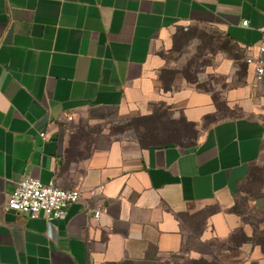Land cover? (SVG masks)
<instances>
[{
  "label": "crops",
  "instance_id": "crops-1",
  "mask_svg": "<svg viewBox=\"0 0 264 264\" xmlns=\"http://www.w3.org/2000/svg\"><path fill=\"white\" fill-rule=\"evenodd\" d=\"M263 23L264 0H0V264L209 262L200 247L252 238L264 221V94L245 59ZM190 25L239 49L216 58L225 111L213 91L163 87L164 55ZM161 107L192 125L190 143L77 127ZM27 175L78 189L80 202L51 221L4 211ZM255 251L236 264H264Z\"/></svg>",
  "mask_w": 264,
  "mask_h": 264
},
{
  "label": "rangeland",
  "instance_id": "rangeland-1",
  "mask_svg": "<svg viewBox=\"0 0 264 264\" xmlns=\"http://www.w3.org/2000/svg\"><path fill=\"white\" fill-rule=\"evenodd\" d=\"M239 54L237 46L211 27L190 25L178 29L171 39L170 48L164 55L165 62L171 69L160 76L163 80V87L172 89L181 84H193L196 88L213 91L218 108L225 111L218 91L229 83L225 82L223 76L217 74L215 70L216 58H219L220 55L233 58ZM238 66L236 79L243 81L245 80L244 68L242 64ZM104 116L103 120L92 126H89L87 118L80 119L77 127L80 129L90 127L94 131L105 127L111 134L119 137H131L141 145L170 141L188 144L197 135L190 123L177 118L173 119L171 112L166 107H161L152 115L144 117L115 111H109ZM248 218L255 224L258 222V219L252 214ZM259 224L257 229H261L256 231L250 239L238 231L225 242L212 241L205 248L200 247L201 250H206L209 254L211 258L209 262L198 260L186 264H236L241 259L249 258L254 246L256 248L254 255L261 256L264 254V221ZM243 246L244 248H242ZM173 264L185 263L174 262Z\"/></svg>",
  "mask_w": 264,
  "mask_h": 264
},
{
  "label": "built area",
  "instance_id": "built-area-1",
  "mask_svg": "<svg viewBox=\"0 0 264 264\" xmlns=\"http://www.w3.org/2000/svg\"><path fill=\"white\" fill-rule=\"evenodd\" d=\"M246 25V21H242ZM261 37L257 44L256 55L248 56L245 62L252 67V85L264 94V23L260 28ZM63 117L71 120L70 114ZM45 138V133H40ZM81 192L74 189H63L59 187L54 179L42 182L31 176L19 179L14 190L6 198L2 208L6 212H15L30 217H42L48 221L60 219L66 215L67 208L79 203ZM101 208L93 210L92 217L97 219Z\"/></svg>",
  "mask_w": 264,
  "mask_h": 264
},
{
  "label": "trees",
  "instance_id": "trees-1",
  "mask_svg": "<svg viewBox=\"0 0 264 264\" xmlns=\"http://www.w3.org/2000/svg\"><path fill=\"white\" fill-rule=\"evenodd\" d=\"M165 89H168V90H170V88H165Z\"/></svg>",
  "mask_w": 264,
  "mask_h": 264
}]
</instances>
